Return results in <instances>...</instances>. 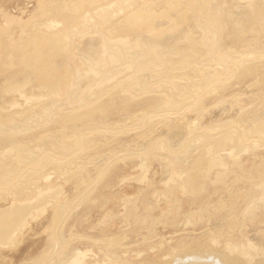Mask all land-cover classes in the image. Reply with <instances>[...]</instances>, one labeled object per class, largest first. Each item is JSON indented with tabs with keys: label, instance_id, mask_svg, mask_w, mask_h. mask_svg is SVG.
Returning a JSON list of instances; mask_svg holds the SVG:
<instances>
[{
	"label": "rangeland",
	"instance_id": "1",
	"mask_svg": "<svg viewBox=\"0 0 264 264\" xmlns=\"http://www.w3.org/2000/svg\"><path fill=\"white\" fill-rule=\"evenodd\" d=\"M11 76L0 264H264V0H0Z\"/></svg>",
	"mask_w": 264,
	"mask_h": 264
},
{
	"label": "bare ground",
	"instance_id": "2",
	"mask_svg": "<svg viewBox=\"0 0 264 264\" xmlns=\"http://www.w3.org/2000/svg\"><path fill=\"white\" fill-rule=\"evenodd\" d=\"M172 1V0H170ZM121 6H124L122 3H112L104 8H102L97 14L99 17V20L105 21L113 16V14L120 8ZM259 15V13L257 14ZM129 21H125L123 23V27H126ZM197 47L194 43L190 42L188 46L185 48V50L181 54V59L182 60H189V58L193 57V55L196 53ZM2 61H4L6 64H10L15 72H24L25 70H30L28 73H31L34 71L35 75L39 78L41 76V72H37L36 66H38L40 63H42V60L38 58L37 56H29V54L24 53L17 59L13 58L9 53L5 54L2 57ZM49 69H54V65L52 62L48 64ZM26 73V72H24ZM23 73V74H24ZM22 74V75H23ZM14 76L9 77L8 79H5L2 83V86L0 88L1 92H4V90L7 88L9 85L11 79H13ZM264 169V161L260 162L257 167L256 171L262 172ZM261 204L264 205V199L261 201ZM30 209V206H24L22 208H17L16 214H15V219L13 221L8 222L5 219L0 217V240H7L12 234L13 231L18 227V225L21 223L23 220L24 216L26 213H28ZM17 226V227H16ZM16 227V228H15ZM15 228V229H14ZM186 264V263H185ZM190 264H205L201 262H191ZM242 264H245L242 262Z\"/></svg>",
	"mask_w": 264,
	"mask_h": 264
}]
</instances>
